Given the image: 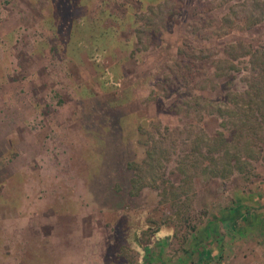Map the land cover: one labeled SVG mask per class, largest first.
<instances>
[{"label": "rangeland", "instance_id": "374dc122", "mask_svg": "<svg viewBox=\"0 0 264 264\" xmlns=\"http://www.w3.org/2000/svg\"><path fill=\"white\" fill-rule=\"evenodd\" d=\"M151 1L0 0V264H264V143L213 176L218 120L165 78L264 21L218 35L220 0ZM236 65L216 79L242 90Z\"/></svg>", "mask_w": 264, "mask_h": 264}, {"label": "trees", "instance_id": "16d2710c", "mask_svg": "<svg viewBox=\"0 0 264 264\" xmlns=\"http://www.w3.org/2000/svg\"><path fill=\"white\" fill-rule=\"evenodd\" d=\"M158 1L160 0L149 2L145 8L153 9L152 5ZM219 5L223 6L225 11L219 16L218 23L213 24L218 35L226 34L233 29L251 28L264 21V0H220L212 7ZM112 27L106 26L102 29L99 40L108 36L112 38L115 45H119L121 40H116L113 36ZM221 51L223 56L216 55L210 60L204 59L209 70L203 79L190 81L197 69L193 71V74L190 71H181L178 74L174 73L172 78L169 76L165 78L170 79L171 82L182 81L185 86H188L185 89L183 84L180 85V95L183 93L189 95V87L200 85L198 89L203 101L180 98L178 108L184 111H190L193 108L194 111H198L196 119L200 122V127H204L201 122L203 111L210 113L218 120L215 131L205 136L204 140L208 145L206 152L211 153V160L220 161L222 164V170L219 172L216 168H212V175L226 177L239 168L243 157L252 159L258 156L264 143V41L255 45L243 39H230L222 43ZM194 58L190 57V60L194 61ZM240 59L248 64L247 72L243 76L245 86L242 90L230 86L225 88V82L218 83V79H231L235 69H240L236 65ZM204 88L208 91L215 90L218 98L214 100L208 97L209 95L202 91ZM219 88L221 90L217 92ZM180 95L178 97H181ZM214 166H217L216 163ZM134 180L135 178L132 177V184Z\"/></svg>", "mask_w": 264, "mask_h": 264}, {"label": "crops", "instance_id": "0c3cea01", "mask_svg": "<svg viewBox=\"0 0 264 264\" xmlns=\"http://www.w3.org/2000/svg\"><path fill=\"white\" fill-rule=\"evenodd\" d=\"M263 254H264V251H263Z\"/></svg>", "mask_w": 264, "mask_h": 264}]
</instances>
